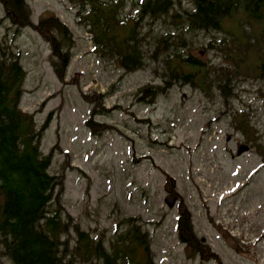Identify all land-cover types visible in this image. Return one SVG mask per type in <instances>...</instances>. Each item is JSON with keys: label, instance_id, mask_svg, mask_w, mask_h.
<instances>
[{"label": "rangeland", "instance_id": "374dc122", "mask_svg": "<svg viewBox=\"0 0 264 264\" xmlns=\"http://www.w3.org/2000/svg\"><path fill=\"white\" fill-rule=\"evenodd\" d=\"M140 1L124 0L122 15L137 12ZM182 2L191 7L190 0ZM28 4L35 22L57 17L75 41L63 82L49 44L31 26L13 25L0 0V43L19 54L26 72L20 107L43 128L41 148L53 153L50 172L61 177V203L79 228L109 245L136 217L150 234L155 264H264V156L257 146L264 148V78L224 79L232 67L227 49L218 45L224 34L176 27L164 17L141 19L144 63L130 70L93 50L76 0ZM165 32L181 35V50L211 67L205 91L166 77V51L163 45L156 51ZM145 86L151 92L143 93ZM84 94L100 95L104 109L93 113ZM245 113L257 145L235 127L234 117ZM89 119L96 125L89 127ZM239 143L250 151L239 156ZM168 196L176 200L172 207ZM183 208L197 239L219 260L180 238ZM73 260L64 264H86ZM0 264L11 262L2 258Z\"/></svg>", "mask_w": 264, "mask_h": 264}, {"label": "trees", "instance_id": "16d2710c", "mask_svg": "<svg viewBox=\"0 0 264 264\" xmlns=\"http://www.w3.org/2000/svg\"><path fill=\"white\" fill-rule=\"evenodd\" d=\"M76 1L93 50L117 58L127 69L144 63L141 19L164 17L176 27L187 25L193 30L224 34L218 45L227 49L235 65L231 63L224 79L234 74L264 78V0H190L189 8L182 0H141L137 12L124 15V0ZM1 3L13 25L31 26L49 44L54 70L65 82L75 47L69 28L54 16H43L35 22L28 0ZM182 41L181 35L161 34L156 51L162 45L166 51L164 73L168 79L194 84L205 91L211 67L184 53ZM170 44L174 45L169 48ZM25 73L19 54L0 43V260L7 258L11 264H64L71 259L86 264H155L150 234L136 217L128 218V227L107 245L104 238L80 229L65 212L61 203L63 181L50 172L53 153H44L41 148L43 128H37L34 114L20 107ZM152 88L145 86L142 91L148 93ZM83 97L93 105V113L104 109L100 95ZM86 124L96 125L91 119ZM234 124L258 144L257 130L247 113L235 116ZM257 146L264 156L263 146ZM71 228L77 234L74 245L69 238ZM178 228L180 238L194 252L219 260L197 239L187 208L180 211Z\"/></svg>", "mask_w": 264, "mask_h": 264}, {"label": "water", "instance_id": "95a60500", "mask_svg": "<svg viewBox=\"0 0 264 264\" xmlns=\"http://www.w3.org/2000/svg\"><path fill=\"white\" fill-rule=\"evenodd\" d=\"M249 150V146L248 145H245V144H239L238 145V150H237V154L238 155H241V154H243L244 152H246V151H248ZM175 198H172V197H170V196H168L167 198H166V202H167V204L169 205V206H173L174 205V203H175Z\"/></svg>", "mask_w": 264, "mask_h": 264}]
</instances>
